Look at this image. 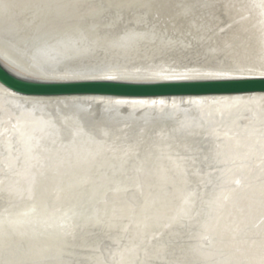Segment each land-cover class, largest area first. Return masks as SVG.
Masks as SVG:
<instances>
[{"label": "bare ground", "instance_id": "1", "mask_svg": "<svg viewBox=\"0 0 264 264\" xmlns=\"http://www.w3.org/2000/svg\"><path fill=\"white\" fill-rule=\"evenodd\" d=\"M4 3L0 65L25 80L264 77V0ZM236 65L256 70L205 75ZM161 102L25 99L0 86V220L14 259L261 264L264 99ZM161 214L183 217L163 237L151 226ZM85 217L116 227H62Z\"/></svg>", "mask_w": 264, "mask_h": 264}, {"label": "water", "instance_id": "2", "mask_svg": "<svg viewBox=\"0 0 264 264\" xmlns=\"http://www.w3.org/2000/svg\"><path fill=\"white\" fill-rule=\"evenodd\" d=\"M0 86L25 99H101L124 103H171L214 106L221 101L248 105L264 99V77L238 79L124 82L113 80L30 81L10 74L0 65ZM187 101V102H186Z\"/></svg>", "mask_w": 264, "mask_h": 264}, {"label": "snow or ice", "instance_id": "3", "mask_svg": "<svg viewBox=\"0 0 264 264\" xmlns=\"http://www.w3.org/2000/svg\"><path fill=\"white\" fill-rule=\"evenodd\" d=\"M0 8L7 9L8 5L4 3V0H0ZM256 69L252 67H246V66H241V65H236L231 68H229L227 71H221V72H214V73H206L205 75L209 76H217L221 78H233L232 73H243V72H252L255 71ZM264 71V69H262ZM120 103V102H117ZM236 103H239L238 101ZM161 106H163V102H161ZM151 107H156V102L153 101ZM76 118L79 119V113L76 114ZM226 170H221L220 176L218 177V180L220 181V189H221V194L223 195V199L227 200L229 198L228 194L229 192L232 191V189L228 188L227 186L233 181L230 178H227L225 175ZM236 186H240L242 181L240 179H235L234 181ZM29 198H33V193L31 190H29L28 193ZM34 210V209H33ZM183 217L177 216V217H167L163 214L155 217L152 222V228L155 230L156 236L163 237L165 231L171 229L174 224L179 223L180 220H182ZM5 221L0 220V264H24V262L14 259L13 258V253L10 251L6 239L8 237V234L3 230V224ZM9 225H11V221H7ZM64 228L71 229L75 231L76 228H99L102 231L104 230H111L114 227H116L113 223L111 222H100V221H95L91 217H85L83 225H76L73 227L72 225H62ZM155 238V237H154ZM261 264H264V260L261 261Z\"/></svg>", "mask_w": 264, "mask_h": 264}]
</instances>
